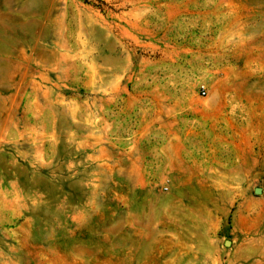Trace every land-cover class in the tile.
<instances>
[{"label":"rangeland","instance_id":"1","mask_svg":"<svg viewBox=\"0 0 264 264\" xmlns=\"http://www.w3.org/2000/svg\"><path fill=\"white\" fill-rule=\"evenodd\" d=\"M0 264H264V0H0Z\"/></svg>","mask_w":264,"mask_h":264},{"label":"water","instance_id":"2","mask_svg":"<svg viewBox=\"0 0 264 264\" xmlns=\"http://www.w3.org/2000/svg\"><path fill=\"white\" fill-rule=\"evenodd\" d=\"M262 189H260V188H257V189H255V194H257V195H260V194H262Z\"/></svg>","mask_w":264,"mask_h":264}]
</instances>
